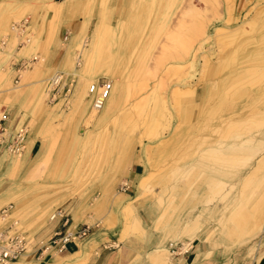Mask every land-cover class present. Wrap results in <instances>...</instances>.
Returning <instances> with one entry per match:
<instances>
[{"label":"rangeland","instance_id":"rangeland-1","mask_svg":"<svg viewBox=\"0 0 264 264\" xmlns=\"http://www.w3.org/2000/svg\"><path fill=\"white\" fill-rule=\"evenodd\" d=\"M133 1L126 7L124 0H0V105L26 111L17 128L26 132L25 149L10 151L13 156L4 153L7 145L2 151L0 195L19 186L26 192L20 204L13 196V207L0 206V215L8 214L0 232L26 237L27 250L35 253L57 225L50 214L83 210L78 222L90 227L83 244L90 252L116 243L135 248L134 264H192L196 255L202 264H264V0H152L144 12L145 0L136 7ZM61 2L71 14L66 19L89 20L87 44L103 14L118 23L114 66L125 71V102L90 123L91 112L76 102L84 57L82 65L67 63L77 35L61 41L62 66L50 64L64 20L55 14ZM51 12L47 26V18L35 26L37 16ZM98 37L110 49L108 34ZM23 58L27 65L16 71ZM211 67L216 71L209 74ZM57 72L64 81L54 91L48 83ZM201 92L197 103L207 113L196 129L185 124L188 119L181 123L179 110ZM220 100L225 103L217 106ZM181 127H188L183 146L158 163L172 131ZM228 146L242 151L220 152ZM17 158L27 166L12 168ZM148 161L150 183L135 199ZM213 176L221 182L212 189ZM197 216L199 228L182 235Z\"/></svg>","mask_w":264,"mask_h":264},{"label":"crops","instance_id":"crops-1","mask_svg":"<svg viewBox=\"0 0 264 264\" xmlns=\"http://www.w3.org/2000/svg\"><path fill=\"white\" fill-rule=\"evenodd\" d=\"M139 1L140 0H138V1L134 0L133 1L134 7L138 6ZM150 1H152V0H148V2H150ZM140 3H141V1H140ZM126 4L129 5V0H124V5H126ZM127 5H126V7H128ZM62 6H63V2L56 3V5H55V9H56L55 14L59 17V19L62 18L64 20L61 21V23H60L59 30L57 32V34H58L57 40H56L55 44L52 46L50 53H49L50 58H51V60H50L51 67H59V66H62V64H63L64 53H63V44L61 42L62 39L68 38V36H70V34L78 35L80 33L79 31H81V29L84 27L85 22L88 20V19H86L84 22H82L83 24L81 25V20L78 18L66 19L67 18L66 14H70V13H68V11H65L64 8H62ZM123 12H124V10H123ZM52 16H53V12H51L49 15L41 14V15L37 16L38 19L35 22V26L42 27L46 22V18H47V22H46V26H47L49 24V19ZM103 16H104V14L99 19V21H101L103 19ZM107 16L109 17V15H107ZM98 22L94 25V30L97 27ZM114 22H112V21L107 22L106 21V23L109 25L114 24ZM89 24H90V22H88L87 26H85L86 32L90 29ZM28 25H29V22L23 20V26L26 27ZM133 33H136V32L133 31ZM132 38L133 37H130V39H132ZM133 42L134 41L131 42V41H129V39H127V46L126 47L127 48L130 47V49H132L134 47ZM75 60L81 61V57L80 58L76 57ZM27 62L28 61L25 60L24 58L21 59V61L19 63L14 65L16 71L22 70L27 65ZM67 63L72 64V57H70V56L68 57ZM123 63L124 62L120 61L119 66L122 65ZM77 72L78 71L75 70L73 74L75 76H79V74ZM100 79L101 78H99L98 80H100ZM231 79H232V76H231ZM79 84H80V79L78 80V85ZM114 87H115V84H114ZM114 87H113V89H114ZM204 89L205 90L210 89L209 91H211V87H209V86L204 87ZM201 96H202V92L200 95H197V97L186 98L182 102L183 107L192 108V113H191V115L187 116L186 119H188V122H186L185 124L189 123L190 127L196 128V129L200 126L199 124L203 123V121L205 119V113H207V112H205V110H201L202 104L200 105L201 106L200 107L197 103L198 98L201 99ZM218 105H219V102L217 103V106ZM25 112H26L25 109H23V107H21L20 105H17V104L11 105V106H8L5 104L0 105V127H2L4 132L10 131L9 132V136H10L11 133L13 134L15 131H17L18 126L21 125V123L23 122ZM102 119H103V117H102ZM172 122L174 123V120ZM175 122L180 123V117L178 116V114H177V119L175 120ZM169 125H172V124L169 122ZM178 127H180V126H178ZM4 132H3V134H4ZM187 133H188V127H181V128H178V129H175L172 131V134H171L169 141L160 150L161 151V158L158 159V163L162 162L163 158L168 157V155H171V154L175 155V153L178 152L179 149H181V147L183 146V139H184V137L187 136ZM6 142L7 141L0 144V160H1L2 151L5 148ZM32 146H33V140L31 141V143L29 145V152L32 149ZM26 158H27V156H25V161L28 160ZM39 162H40V159H36V165ZM22 163H23L22 160L17 158L14 161V164H12V168L17 167V166L23 167L25 165V163L24 164H22ZM26 166L27 165H25V167ZM150 169H151V162L148 161V163H145L144 170L139 177V180L137 183V191H136L135 199H139V197L141 196V192H143V189L140 188V181L143 178H145L151 174ZM28 177L32 178V173H29ZM209 181H208V183L212 186V189L214 187L216 188V187L220 186L219 184L221 181L217 180L215 178V176L210 178ZM19 188H17V190H15L13 188V190L11 192L6 193V194L3 193L2 195H0V206L3 204L6 205L8 203L11 204L13 202L11 200V198L14 196V194L20 195L23 192L24 193L26 192L24 187L19 186ZM203 190H207V189H203ZM51 216H52V214H50V217ZM84 216H85V212H83V210L81 212L79 210H77L75 213V216H74V214H71L69 226L65 227L62 231L64 233H67L69 231L74 230L77 226L80 225V222H78V220L80 221L81 219L84 218ZM196 218H198V216ZM193 219H195V218H192V220ZM189 222L185 226L189 225ZM185 226L183 227V229L181 231L182 235H184V234L185 235H192L194 232H192V234L189 232L186 233V227ZM56 229H57V225L53 228V231ZM88 236L89 235H87L84 238L71 240L69 243H67L65 249H61L59 247H54L53 249H51L47 252L46 251L37 252L35 254L29 253L30 252L29 251V252H27V254L22 256V258L18 262H16L15 264H134L133 262L136 259L137 251L135 250V248L133 246L128 245V244H116V243H111L108 245H102L101 244L98 251L90 252V250L87 248L89 245H83L86 242ZM260 252H264V249H262ZM210 254H211V251H208L206 256H209ZM263 256L264 255H261V257L259 259L263 258ZM259 259L257 258L258 262H259ZM241 261L242 260H238V263L234 262V261H226V262H224V264H239ZM243 261H245V260H243ZM202 263H203V261H202V257H200V255H196L193 262H192V264H202Z\"/></svg>","mask_w":264,"mask_h":264},{"label":"bare ground","instance_id":"bare-ground-1","mask_svg":"<svg viewBox=\"0 0 264 264\" xmlns=\"http://www.w3.org/2000/svg\"><path fill=\"white\" fill-rule=\"evenodd\" d=\"M151 2H148V0H145L141 7L140 10H143V12L145 10H149L148 7ZM192 4V3H191ZM195 9L197 8V10L194 9V11L196 12H200V7L197 6L196 4H194ZM195 12V13H196ZM200 14V13H199ZM197 15V14H196ZM194 17V16H193ZM197 17V16H196ZM245 20V19H244ZM89 20H87L84 24V27L81 29V31H79L80 33L77 35L76 37V41H75V49L73 51H71L70 53V57H72V59L76 62L75 58L77 57H81V55H83L84 57V62H85V67L82 69V85L81 87L77 90L76 95H77V106L79 108H83L84 112H91L89 123L90 120L94 119L96 117V115L98 114V112L101 113V116H108L111 112H113L115 109H117L118 107H121L124 102H125V97H126V90H127V85H126V77H125V71H123V69L120 68H116V66H114V60L117 59V47H116V41L119 40V38L114 34L115 32V28L118 26V23L115 21L114 24L109 25L106 23V20H104V16L103 19L101 21L98 22L97 27L95 28V30L93 31V35H92V39L91 42H89L88 44L86 43V36H84L85 31H86V27L88 24ZM247 23V20H245L243 22V24ZM102 32L107 33L108 34V38L107 41L110 43L111 47L110 49H106L104 46H102V41L99 40L98 35L102 34ZM210 35V34H209ZM208 35V37H209ZM193 56H191L192 58ZM194 61L195 58L193 59L191 66H194ZM234 61V60H232ZM74 62V63H75ZM81 65L82 62L79 60L78 61ZM228 66H226L228 69L231 68L230 63H226ZM72 65H73V61H72ZM184 68V67H183ZM222 67L220 68V72ZM255 72H257V68L252 69ZM250 70V71H252ZM216 71V67H211L209 68V70L207 71L209 74L210 72H214ZM249 71V72H250ZM229 72V71H228ZM228 73H226L225 75H227ZM61 77H63V81H64V74L63 72H57L53 75V77L51 78V80L49 81V83L54 80V82H58L59 79H61ZM76 77V76H75ZM74 77V79H75ZM110 78L112 79V81H115V87H114V82L110 81L113 84L114 89L112 88V92L110 97L106 100L105 104L103 105V107L101 109H97L93 106L92 104V99H91V94H90V89L92 84L99 82L100 80H98L99 78ZM76 80V79H75ZM74 80V83H75ZM98 80V81H97ZM104 80V79H103ZM73 85L71 86H74ZM88 85V88H85V86ZM225 84V83H224ZM51 87H54V84L50 85ZM62 86V85H61ZM78 87V86H77ZM87 89V92H86ZM188 100V99H187ZM220 105H224V101L220 100L219 101ZM196 108V107H195ZM233 110V109H232ZM99 113V114H100ZM179 113L181 114V119L182 122L184 123L186 121V118L188 115H191L192 113V108L190 107H183L181 106V109L179 110ZM180 116V115H179ZM235 117V116H234ZM231 122V121H230ZM2 128V127H1ZM25 132L24 130H17L15 131L12 135H16L19 132ZM10 131H6L4 132L6 134V137L9 135ZM237 138V137H236ZM25 142H26V132H25ZM227 148H231V149H222L220 150V152H224V153H228L230 155H233L235 152L239 153L242 150L238 149V148H233V147H227ZM25 149V148H24ZM23 149V150H24ZM9 151H4L6 154L13 156L12 154H19L20 152H13V150H11V147H8ZM11 151V153H9ZM20 158V157H19ZM148 163V162H147ZM215 165V164H214ZM31 171V170H30ZM33 171V170H32ZM31 171V172H32ZM30 172V173H31ZM29 174V173H28ZM152 174V173H151ZM151 174L145 178H143L140 181V188L143 189V191L145 190V188H147L148 184L150 183L151 180ZM250 176V175H249ZM245 177V176H244ZM153 179V178H152ZM243 181H245V178L242 179L240 181V183H242ZM152 183V182H151ZM151 186V185H150ZM153 187V185H152ZM147 190V189H146ZM210 190V189H209ZM142 193V192H141ZM14 201L15 203L18 205L21 203L22 201V197H20V195L15 194L14 195ZM8 206L13 207L12 204H9ZM5 206V207H8ZM5 207L3 209H5ZM242 207V206H241ZM12 213V210L10 211ZM55 212H53L54 214ZM52 214V216H53ZM129 215V214H128ZM52 216L50 217L51 221H55L52 219ZM8 214L5 215H0V221H7L8 220ZM259 219V218H258ZM198 218L193 219L192 221L189 222V225L185 226L186 227V233L189 232L192 234V232H195V229L198 227L197 223H198ZM200 221V220H199ZM258 224V223H257ZM197 226V227H196ZM260 226V225H259ZM199 228V227H198ZM197 228V229H198ZM197 231V230H196ZM185 235V234H184ZM30 251L29 253H34V249H29L26 251V253L23 254V256L25 254H27V252ZM165 252V251H164ZM35 254V253H34ZM22 258V257H21ZM20 258V259H21ZM19 259V260H20ZM17 261H7L3 264H15Z\"/></svg>","mask_w":264,"mask_h":264},{"label":"built area","instance_id":"built-area-1","mask_svg":"<svg viewBox=\"0 0 264 264\" xmlns=\"http://www.w3.org/2000/svg\"><path fill=\"white\" fill-rule=\"evenodd\" d=\"M63 82V77L59 79L58 82L52 80L48 83L49 87L54 91L57 88H61ZM54 84V87L50 85ZM113 84L108 80L101 79L99 82L92 84L90 89L92 104L95 108L101 109L105 104L106 100L110 97L112 92ZM52 90V91H53ZM23 131V130H22ZM4 130L0 127V144L6 142V145L13 150V152H20L25 147V132H19L16 135H8L4 133ZM7 210L3 209V213ZM70 213L59 208L55 211L52 216L53 220H57V229L54 230L52 236L49 240L41 244L35 253L44 252L53 249L54 247H59L65 249L67 243L71 240H76L79 238L86 237L90 232V227L88 225H79L74 230L64 233L62 230L69 226L70 224ZM28 247V241L26 237L18 234H10L8 232H0V264L7 261H17L24 253H26Z\"/></svg>","mask_w":264,"mask_h":264}]
</instances>
